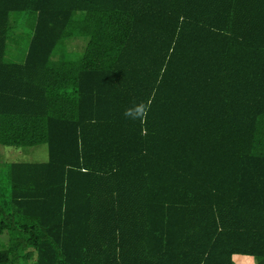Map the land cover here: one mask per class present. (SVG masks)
<instances>
[{"label": "trees", "instance_id": "obj_1", "mask_svg": "<svg viewBox=\"0 0 264 264\" xmlns=\"http://www.w3.org/2000/svg\"><path fill=\"white\" fill-rule=\"evenodd\" d=\"M0 144V264H264V0H0Z\"/></svg>", "mask_w": 264, "mask_h": 264}, {"label": "rangeland", "instance_id": "obj_2", "mask_svg": "<svg viewBox=\"0 0 264 264\" xmlns=\"http://www.w3.org/2000/svg\"><path fill=\"white\" fill-rule=\"evenodd\" d=\"M14 16L23 19L25 15L23 14H15ZM18 34L21 32L23 35V31L29 32L30 29L26 28L25 25H20L18 28ZM24 36V35H23ZM26 39V35L24 36ZM73 44L76 46L83 45V38L79 37L77 39H71ZM86 44V43H84ZM26 49V47H21L20 45H16L15 47H10L9 58L14 60H19L23 58V54L19 53L20 49ZM67 48V51L74 52V57H78L85 49L81 47L80 49H71L69 48V44L65 42L58 51V55ZM12 50H14L12 52ZM49 158V148L47 144H40L33 147H13L6 146L0 144V193L3 195H7L10 191V182L8 180V166L13 162H46ZM7 236L3 235L1 237L0 248H3L7 243ZM235 264H259V261L254 256H246V255H237L234 258ZM21 264H24L21 262ZM27 264H36L35 259H32Z\"/></svg>", "mask_w": 264, "mask_h": 264}]
</instances>
